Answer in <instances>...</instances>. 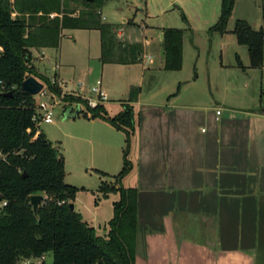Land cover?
I'll return each instance as SVG.
<instances>
[{
	"label": "crops",
	"instance_id": "0c3cea01",
	"mask_svg": "<svg viewBox=\"0 0 264 264\" xmlns=\"http://www.w3.org/2000/svg\"><path fill=\"white\" fill-rule=\"evenodd\" d=\"M103 5L98 8V19L111 32L105 49L98 28L63 29L58 47L31 48V55L39 52L44 57V50L49 49L58 55L54 72L65 91L73 90L67 89L66 69L76 71L81 58L88 57V72L97 68L107 93L104 107L108 113V103L114 102L110 95H119L122 108L131 88H139L132 102V168L125 177L136 170L126 185L137 188L135 264H264V102L260 99L257 108L198 105L192 89L184 100L180 85L163 91L165 78L171 80V73L162 71L163 30L167 27L153 31L125 18L122 24L107 22L101 16ZM71 8L78 13L83 6L72 3ZM75 31L98 33L92 56L89 45L82 49L76 45ZM155 32L158 39L152 44ZM65 37L74 45L69 52L62 51ZM151 45L157 60L147 53ZM143 54L148 65L142 66L138 80L131 67L141 64ZM146 80L149 95L144 97ZM86 120L88 135L111 148L114 145L115 150L121 148L122 131L99 117ZM106 199H110L111 215L107 213L102 221V231L112 216L117 195L109 194Z\"/></svg>",
	"mask_w": 264,
	"mask_h": 264
},
{
	"label": "trees",
	"instance_id": "16d2710c",
	"mask_svg": "<svg viewBox=\"0 0 264 264\" xmlns=\"http://www.w3.org/2000/svg\"><path fill=\"white\" fill-rule=\"evenodd\" d=\"M234 2L220 0V14L213 29L225 31ZM72 3L83 9L75 13ZM103 3L104 0H0V198L7 201L0 208V264H19L47 253L52 255L51 264H135L137 188L126 187L122 181L132 168L128 158L135 129L132 102L139 88H131L127 102L115 115H110L102 104L90 108V117L107 121L125 136L120 171L113 176V183L102 182L97 190V200L111 193L117 195L102 233L70 207L78 189L64 181V155L32 120L35 95L19 91L21 82L34 76L51 91L60 92L61 87L36 72L31 48L58 47L63 29L98 28L105 49L111 32L98 19V8ZM232 33L239 44L247 47L249 66L260 67L263 30L236 19ZM182 36L180 28L163 30L165 70L181 68ZM64 99L85 103L81 97ZM32 194L42 195L37 216L31 209Z\"/></svg>",
	"mask_w": 264,
	"mask_h": 264
},
{
	"label": "rangeland",
	"instance_id": "374dc122",
	"mask_svg": "<svg viewBox=\"0 0 264 264\" xmlns=\"http://www.w3.org/2000/svg\"><path fill=\"white\" fill-rule=\"evenodd\" d=\"M101 11L104 20L114 24H122L125 18L146 25L153 31H157L159 27L183 30L181 68L173 72L162 70L165 74L174 75L169 76L171 80L165 78L161 85L165 87L163 91L170 92L180 85L181 97L184 100L186 92L192 89L198 105L219 103L232 108H257L260 99L262 103L264 102V40L262 65L252 68L249 66L247 47L239 44L232 33L236 19H244L252 28L262 29L264 38V0H235L224 32L213 29L220 14V0H106ZM74 33L76 45L80 44L81 49L89 45L91 49L89 54L92 56L97 48L98 33L94 31L91 33L75 31ZM153 35L152 44L157 43L158 39L157 32ZM138 38L143 39L142 32H139ZM69 41L66 37L62 40L63 52H69L73 48L74 45L72 46ZM147 53L154 55V60L156 59L152 45L148 47ZM43 54L44 57L41 53L34 52L31 62L39 72L50 78L54 74L58 55L51 49L44 50ZM143 58L144 54L141 60ZM90 63L94 66L95 62ZM143 65H148L147 59H143L140 65L131 67V73L137 79ZM98 74L95 66L91 72H88V57L81 58L80 66L76 71L66 69L64 78L67 89L73 90H63L64 96L90 95V87L97 79H100ZM173 77L181 83H175ZM137 79L135 84L138 82ZM163 79L164 77L159 81ZM147 83L146 80L142 86L144 97L149 95ZM64 96L63 103L53 107L52 121L40 122L37 128L47 140L58 146L64 155V181L78 189L72 203L80 209L82 216L97 228L96 231L102 233V221L107 213L108 216L111 215V206L110 199L97 200L99 195L97 190L102 182L113 183V176L122 167L125 142L121 140V148L115 150L114 145L111 148L109 144L100 141L96 136L88 135L85 126L89 123L86 119L91 115L90 110L82 107L78 115L67 116L64 110L67 103L71 101L65 100ZM118 96L116 93L110 95V98L114 100L108 103L110 115H115L121 110ZM35 97L38 101L37 95ZM157 97H161V94ZM128 158L132 159L131 151ZM135 171L123 179L124 186L130 184V179L135 177ZM51 262L52 255L47 253L46 262L42 259L39 264H51ZM34 264L38 263L34 262Z\"/></svg>",
	"mask_w": 264,
	"mask_h": 264
},
{
	"label": "built area",
	"instance_id": "2783aa9c",
	"mask_svg": "<svg viewBox=\"0 0 264 264\" xmlns=\"http://www.w3.org/2000/svg\"><path fill=\"white\" fill-rule=\"evenodd\" d=\"M57 65H55L54 70L56 71ZM51 84H56L60 87L59 81L57 78L56 73L54 72L53 76L49 78ZM43 83V82H42ZM90 95H80L82 99H84L85 103L81 102H71L67 103L65 107V112H74L76 108H79L81 112V108H86L87 110H90V108H94L99 104L104 105V103L107 100V93L102 87V81L101 79H97L95 84L92 85L89 89ZM38 97V101L35 107V112L32 116V120L37 124L40 122L49 123L52 121L53 116V107L55 105H59L60 103H63V89L61 88L59 93H55L47 88L45 83H43L42 89L36 94ZM220 113V110H216V114L218 115ZM3 158V152L0 149V160ZM7 201L5 199L0 198V208L5 206ZM63 203V201L61 202ZM43 259V256L31 259V260H25L19 264H34L40 263Z\"/></svg>",
	"mask_w": 264,
	"mask_h": 264
},
{
	"label": "water",
	"instance_id": "95a60500",
	"mask_svg": "<svg viewBox=\"0 0 264 264\" xmlns=\"http://www.w3.org/2000/svg\"><path fill=\"white\" fill-rule=\"evenodd\" d=\"M43 87V83L37 79L34 76H29L27 78H25L19 87V91L22 93H25L27 95H31L34 96L36 94H38V92L42 89ZM8 95H12V92L7 93ZM80 113L79 108H76L74 112H66L65 114H67V116H76ZM25 175V173H23ZM42 200V195L41 194H32L30 195V204H31V209L33 211V214L35 216H37V212H38V207L39 204ZM70 207L73 208V203H70Z\"/></svg>",
	"mask_w": 264,
	"mask_h": 264
}]
</instances>
